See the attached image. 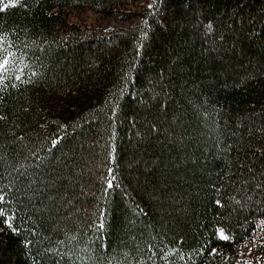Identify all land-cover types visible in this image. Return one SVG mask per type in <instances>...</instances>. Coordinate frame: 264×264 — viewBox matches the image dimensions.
<instances>
[{"label":"trees","instance_id":"obj_1","mask_svg":"<svg viewBox=\"0 0 264 264\" xmlns=\"http://www.w3.org/2000/svg\"><path fill=\"white\" fill-rule=\"evenodd\" d=\"M3 4L0 264H264V0Z\"/></svg>","mask_w":264,"mask_h":264},{"label":"snow or ice","instance_id":"obj_2","mask_svg":"<svg viewBox=\"0 0 264 264\" xmlns=\"http://www.w3.org/2000/svg\"><path fill=\"white\" fill-rule=\"evenodd\" d=\"M9 6H10L9 4H3V7L0 8V11L7 10V8ZM149 7L151 8L152 5H149ZM5 40H6V37L3 34H0V51H2L4 53L2 56H0V80H3L4 75L9 70V63H10L9 57L12 56V53L10 51H8L7 48H2V45L4 44ZM18 71H20L21 75L23 74V69L22 68L18 69ZM21 75H17L16 79L20 80L21 79ZM33 75H34V73H33ZM54 143H55V141H54ZM108 172L111 173L112 169L109 168ZM113 179H114V177H113ZM106 183H107V187L108 188H112L113 187V180L112 179L106 180ZM2 200H3V197H0V201H2ZM217 203H219V201H217ZM3 215H4L3 210H0V216H3ZM4 223L8 227H12V225H11V223H10V221L8 219H5ZM101 227H102V225H101ZM221 236H222L223 239H228L227 236H223V233H221ZM212 251L215 252V249H213Z\"/></svg>","mask_w":264,"mask_h":264},{"label":"rangeland","instance_id":"obj_3","mask_svg":"<svg viewBox=\"0 0 264 264\" xmlns=\"http://www.w3.org/2000/svg\"><path fill=\"white\" fill-rule=\"evenodd\" d=\"M72 20L77 23H87V24H90L92 22L101 23L103 24L104 27L107 28H116L124 25L113 19H102L99 15H96L89 11L75 12L74 15L72 16Z\"/></svg>","mask_w":264,"mask_h":264}]
</instances>
